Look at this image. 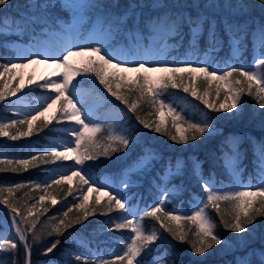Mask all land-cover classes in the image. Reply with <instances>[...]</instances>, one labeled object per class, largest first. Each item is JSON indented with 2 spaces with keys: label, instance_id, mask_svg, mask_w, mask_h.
<instances>
[{
  "label": "snow or ice",
  "instance_id": "6c2138e0",
  "mask_svg": "<svg viewBox=\"0 0 264 264\" xmlns=\"http://www.w3.org/2000/svg\"><path fill=\"white\" fill-rule=\"evenodd\" d=\"M259 2L264 5V0H259ZM7 3L8 0H0V6ZM62 6L73 10L78 19L83 17L86 9L97 7V5L89 3L88 0H63ZM207 7L217 8L219 5L210 0ZM226 7L231 8V5L227 4ZM132 10L134 11V8ZM127 18V11L116 18L117 30L120 24L126 22ZM105 19L107 20V18ZM185 23L190 28L193 40L197 42L207 23L209 50H215V46L220 43L216 32V21L203 13L198 14L195 19L191 16L186 17L182 12H176L157 15L149 20V26L155 35L164 33L169 36H179ZM8 25V19L4 18L3 23L0 24V34H3L4 28ZM73 27L74 25H68L67 29L71 31ZM113 30L114 27L111 21L108 22L107 28L103 26L101 28V31L107 33H111ZM224 30L229 34V43L233 53H238L249 36L247 25L229 23L225 19ZM256 33H259L260 43L257 45L254 39L253 48L254 50L261 49L262 51L259 55H254L252 63L247 67L242 64L233 65L226 63L222 71L218 68L210 70V65L206 62L202 66H193L191 60L177 62L178 66H169V63L159 53L154 54L152 50L147 48L141 51L139 45L134 49H129L127 54L124 52L114 54L101 40L89 41L86 45L75 50L71 47L65 48L58 55H45L43 63L53 66L52 73L48 77L42 78L43 83L30 78L29 84L49 89L54 95L44 97V102L41 105L42 110L37 109L35 114L29 113L25 114L21 119L13 118L7 121H0V137H7L10 140L31 137L34 132L48 128L54 121L57 124L67 121L71 122V126H66L63 130L69 135L70 139L60 145H54V147L62 148V151L49 148L38 154H32L28 159H0V173H20L30 167H37L38 163L61 162L57 167H67V171L61 172L58 176L52 175L42 185L34 184L33 187L35 189L43 187L47 191L54 184L58 185L62 181L76 177L82 186H87L88 191L101 190V188L93 187L96 182L89 175L91 166L86 168L84 165L87 161H95L100 157H110L111 153L127 150L129 144L134 142V138L122 134V130H117L109 134L103 143L98 140L96 134L101 132V127L91 121V114L87 111H82L73 98L76 88L74 81L78 76L94 74L99 83L104 85L111 95L127 106L128 112L137 113L141 102L154 109L157 113H161L166 108L168 115L172 118L173 127L176 128L179 135V139L177 135H170L169 138L179 143H187L189 139L195 140L197 136H204L205 133L211 135V132L215 131V129L211 118L205 116L200 121H188L179 112H176L175 108L170 104H166L161 97L169 87L173 89L183 87L185 93L190 92L193 97L200 100L208 109L216 112L223 110L232 113L233 110H237L236 114L238 115L239 109L242 107L241 99L245 94L254 97L258 108L264 109V26H258L252 35L255 37ZM97 44L100 46H96ZM165 46H167L166 42ZM190 46L193 49L196 48L194 43ZM24 60L25 62L21 63L10 60L0 64V101L16 96L22 90L19 84L16 87H12L10 83L4 81L3 77L6 74L10 75L11 80H17L18 72L15 75H11L15 70L25 68L27 64H38L41 62L39 58L34 57H25ZM77 64L80 67H77ZM129 72L137 73V76L126 82V74ZM185 76L191 82L189 85H184ZM19 79L22 81L23 77L19 76ZM198 79L202 80L203 84L206 85L203 94L198 93L195 83ZM113 84L116 85V90L113 89ZM213 84H215V87H213ZM24 87H27V85H24ZM121 88L126 89L125 94H121ZM222 91V102L217 104V101L221 100ZM212 96L215 99H212ZM50 110L51 115L45 117V113ZM148 114L151 115V113ZM135 118L145 129H151L157 133L162 131V127L166 126L164 120L149 122L147 119L141 118L139 114ZM38 120L41 122L42 127L36 124ZM185 124L187 127H183ZM19 126H26V130H21ZM233 144V156L230 158V165L234 173L233 188L230 190L217 189L211 179L205 180L203 178L199 165H194V175L201 181V188L206 195L204 198H198L195 201L194 208L190 213L175 214V210L169 211L166 209V198L173 194H178L181 190L175 186L172 189H161L156 202L149 208H145L142 216H138V213L133 208L125 206L127 198L118 189L115 190L116 195L106 192L107 201L104 208H106L107 212L119 209L127 214L117 218L118 220H123V222H115L114 228L130 229L132 235L129 236L130 242L125 245V250H123L122 254L116 253L114 257L108 259L100 256L93 260L91 264H125V262L126 264H133V261H136V264H142V261L137 260V257H140L145 250H147L145 255L150 254L153 249L149 245L158 239H164L157 230H152L150 233L145 234L142 225L145 217L154 218L164 232L169 233L180 242L189 240V237L179 222L191 221L196 225L193 239L189 240L193 254L189 264H204L203 260H198L196 257L202 256L213 247L214 243L221 244L222 242V239L216 234V224L212 221L207 209L212 208L216 211L225 229H230L236 233L254 231V229H249L248 225H253L258 216H264V144H261L260 152L257 156L258 182H249L247 185H241L239 182L238 142L233 141ZM149 158L146 153L145 157H142L137 162V166H146ZM68 161L71 162L70 165L63 164V162ZM181 168L182 165L177 162L176 173H179ZM169 174L175 173L169 170L166 175ZM123 183L125 187L128 186L126 181ZM25 187L27 185L23 183L0 187V204L7 206L12 214V224L15 226V237L0 235V252L8 249L16 250L18 244H22L24 248L23 264H31L32 246L29 243V233H33L31 237L33 242L39 243L41 240V235L35 232L39 221V215L34 214L36 204L28 205L25 201L27 215H24L20 208L9 200V197H14L15 192ZM101 187L109 186L102 185ZM82 190L83 188L81 187ZM5 192L8 193V196L3 195ZM44 199L45 196H40L38 203H42ZM87 200V195H82L80 202L73 205V207L83 212V219L85 220L95 214L93 209L87 206ZM55 203L56 201L53 200V204ZM100 203L99 199L94 201L97 206ZM222 205H225V207L222 208ZM47 211L48 209L45 207L44 212ZM71 211L72 207H69L67 211L63 212V217L67 218L68 213ZM225 216L228 218L225 219ZM30 217L31 219H29ZM165 220L168 223H165ZM80 222V217L68 223H65V219H59L52 231L48 232V235L51 236L55 233L59 236L64 230ZM173 222L176 223L175 228L170 226ZM21 225H26L27 227H21ZM59 243V239L49 242L44 247V254L51 253ZM167 257L168 254L166 252L162 253L153 260V264H161V262L166 264ZM261 257L262 262H264V253L261 254ZM75 259L77 261L83 260L84 264H89L86 257L82 255H77ZM0 264H3V262L0 261ZM12 264H17L15 258ZM239 264H249V262L245 260L239 262Z\"/></svg>",
  "mask_w": 264,
  "mask_h": 264
},
{
  "label": "trees",
  "instance_id": "16d2710c",
  "mask_svg": "<svg viewBox=\"0 0 264 264\" xmlns=\"http://www.w3.org/2000/svg\"><path fill=\"white\" fill-rule=\"evenodd\" d=\"M88 2L97 5V7L88 8L84 12L90 15L96 14L100 17H107L106 21H112L114 25L116 36L127 29L132 30L138 27L144 38L155 37L156 35L149 26L150 18H155L157 15L165 13L182 12L186 17L191 16L195 19L198 14L203 13L216 21V32L220 39V43L215 46V50L209 52L211 54L210 62L215 59L225 60L229 58L230 43L229 34L224 30L225 19L229 23L247 25L249 31V36L241 46L244 52L234 62L236 65H250V60L253 56L254 36L252 33L255 32L258 26H264V5H261L259 0H212V2L219 5L217 8L207 7L210 0H89ZM227 4H230L231 8L226 7ZM133 8L134 11L132 10ZM126 11L128 12V18L125 23L119 25L117 30L116 18L123 15ZM65 13L67 12L62 6L61 0H8L6 5L0 6V24L3 23L4 18H7L9 21L7 28L10 31L19 27H26L25 29L28 32L33 33V29L28 27V23L31 22L35 28H39L42 25H50L54 19L64 18ZM42 20H44V24L41 23ZM207 27L206 23L205 30L199 37L198 42L194 40L189 42L190 28L187 23L184 24L179 36L168 35L170 41L176 43L172 53L176 56H183L185 52L190 51L192 55H197L198 58L201 57L205 51L210 49ZM3 35L4 32L0 34V64L5 63L11 57L3 43ZM193 43L196 44L195 49L190 46ZM136 76L137 73L133 77L127 73L126 82ZM76 82L93 91L95 96L102 102L100 110L105 111L106 115H108L107 118H104L106 120L98 124L102 130L96 136L101 143L104 142L109 134L117 130H122V134L134 138V142L129 144L127 150L111 153L110 157H100L95 161H87L84 167L89 168L91 166L89 173L93 172L96 177H99L105 171H121L137 164L142 157H145L146 153L155 154L153 158L147 161L146 166L140 167L139 172L134 171L129 175L130 181L136 183V185L125 187L126 193H133L130 196L131 203H135L137 197H139L140 205L149 208L151 202H155L158 199L150 177L151 175L156 176V168L164 167L168 162L174 163L182 160L192 171V160L198 159L202 162L201 171L205 176H211V174L220 176L223 153L225 150L230 151L229 142L237 136L236 134L247 135L242 141V163L246 167L244 174L257 172L256 161L258 159L254 156V150L251 145L253 140L258 142L261 137L264 138V109L258 108L257 101L252 96L246 94L242 96V107L237 115V110L228 113L223 110L216 112L208 109L200 100L193 97L190 92L185 93L183 87L177 89L169 87L161 98L166 104H170L175 108L176 112H179L186 120L196 122L207 116L211 118L213 127L217 125L222 129L221 135L205 133L204 136H197L195 140L189 139L187 143H179L169 138L170 135H177L179 139V135L176 128L173 127L172 118L168 115L166 108L161 113H157L154 109L141 102L137 113H131L127 111L126 105L117 100L115 96L107 91L104 85L99 83L94 74L78 76ZM190 83L187 76H185L184 85H189ZM195 83L198 93L203 94L206 85L199 79ZM213 87L215 86L213 85ZM113 89L116 90L115 84H113ZM101 92L108 94L110 100L103 97L100 94ZM120 92L125 94L126 89L121 88ZM129 98L131 99V97ZM211 98L215 99L214 96ZM222 98L223 91L221 100L217 101V104L222 102ZM148 113H151V115ZM137 114L149 122L164 120L166 126L162 127V131L159 133L151 129H145L136 120ZM4 115L7 114L4 113L0 101V119ZM36 124L42 127L39 120ZM183 127H187V125L185 124ZM52 133L50 129L44 128L42 131L34 132L29 138L39 141V144H35L36 150L42 151L40 144L44 143L48 134ZM0 150L12 158H30L32 154H36V150L26 149L23 146V141L20 140L12 145L0 143ZM56 163H38L37 167H30L20 173H0V187L13 186L17 183L27 185V187L15 192L14 197H9L10 202L20 208L24 215H27L25 201L28 205L36 204L34 214L39 215V221L35 232L41 235V240L39 243L33 242L31 239L33 233H29V243L32 246L31 261L43 258L46 261L44 264H84L83 260L77 261L75 259L77 255H82L91 264L100 251L108 255L110 253L122 254L123 250H125V245L130 242L128 238L132 233L130 229H115L114 223L123 222V220H118L117 218L126 215V213L119 209L107 212L106 208H104L107 196L100 200V205H95L94 201L97 199L95 191L90 200L86 201L87 206L93 209L95 214L89 216L86 220L83 219V212L73 207L74 204L80 202L77 197L81 192L84 193L86 187L82 186L79 180H76L73 186L64 184L62 187H55L53 190L57 203L52 204L46 200L42 208L37 210L39 205L37 202L38 193L42 192L43 187L35 189L33 185H42L46 174ZM193 175L192 172H187L186 177L170 181L167 184L168 187L175 186L181 189L178 194H173L166 198L165 205H167L169 210L178 207L185 213L190 212L188 201L191 193L190 189L199 190V180ZM81 187L83 188L82 191ZM3 195L7 196V193L5 192ZM45 207L48 209L47 212H44ZM69 207H72V211L65 218L63 217V212L67 211ZM223 207L225 205H222ZM207 212L216 224V234L222 239V242L221 244L214 243L211 249L202 256L196 257V259L203 260L204 264H237L238 261L245 260L249 264H264L261 257V254L264 253V216H258L253 225H248V228L254 229V231L236 233L223 227L220 217L214 209L209 208ZM142 215L143 212L138 214V216ZM2 217L3 214H0V219ZM77 217L81 218V222L73 224L71 228L64 230L61 235L57 236L55 233L51 236L48 235V232L52 231L59 219H65V223H68L76 220ZM227 218L225 216V219ZM165 223L168 222L165 220ZM179 223L188 234L189 240H192L196 225L191 221H181ZM142 225L145 234L150 233L152 230H157L164 239H158L149 245L153 251L145 255V252H147L145 250L140 257H137L138 260L153 262L155 258L166 252L168 254L166 264H173V262L174 264H189L193 258L189 240L180 242L174 239L172 235L164 232L160 228L159 223L151 217H145ZM24 226L25 228L27 227L26 225ZM170 226L175 228L176 223L173 222ZM57 239L60 240L57 247L51 253L44 254L45 245ZM1 258L3 264H12L14 258L17 260V264H23L24 248L21 244H18L16 250L9 249L1 255ZM161 264H165V262H161Z\"/></svg>",
  "mask_w": 264,
  "mask_h": 264
},
{
  "label": "rangeland",
  "instance_id": "374dc122",
  "mask_svg": "<svg viewBox=\"0 0 264 264\" xmlns=\"http://www.w3.org/2000/svg\"><path fill=\"white\" fill-rule=\"evenodd\" d=\"M69 10L72 14V19L69 25H74L71 31L67 29L68 25L64 24L63 22H58L57 23L58 28L56 30H49L48 28L45 27L42 30H39L37 34L34 35L31 38V40H29L28 42L24 41L23 43V40L14 39L13 37H11V35H7V37L5 38L6 45L12 50H14L15 56L13 57V59H11L12 61L16 63H21V62H25L24 60L25 57H34V58H39L41 62L38 64H27L25 68L15 70V72L11 74V75H15L16 72H18L19 76L23 77L22 81L19 79V76L17 77V80H11L10 75L8 74H6L3 77V80L10 83L12 87H16L19 84L22 90L18 92L16 96H11L5 101H1L2 104L4 105L5 110L7 112H10L12 115L9 117H4L0 119V121H7L13 118L21 119L23 118L25 114H29V113L35 114L37 109L42 110L41 105L44 102V97L54 95V93H52L51 90L49 89L43 88L42 90L38 91L36 90L37 86L35 84H29L30 78L34 81L43 83L42 78L48 77L52 73L53 66H51L50 64L43 63V59L45 55H49V56L58 55L65 48L71 47L75 50L78 47L86 45L89 41L94 42L96 40H101L105 46L110 48V46L107 44H109L113 38V35H114L113 31L111 33L101 31V27H100L101 23L99 19L96 17L91 25L90 32L87 33V35H85L84 37H82V32H83L82 24L85 23L86 16L85 14H83V17L78 19L77 16L73 13V10L71 9ZM3 32L8 33V29L4 28ZM17 36H20V34H18ZM190 37L193 40L192 34L190 35ZM254 38L258 40L260 38L259 33H256ZM165 42L167 46H165ZM259 43L260 41H258L256 44L259 45ZM137 45H139L141 51L147 48V49L152 50L154 54L159 53V55L162 56L163 59L169 63V66H178L177 62H182L185 60H191L193 62V66H202L205 63V59L194 60V58L189 56L190 52H186V56L181 57V58L169 55L168 51L171 48H174L175 46L173 43L170 42V38L167 39L165 38L164 35H160V36L151 37L145 40L141 36V33L138 30V28L134 29L131 35L130 33L126 34L123 42L117 43L114 47L110 49L113 51L114 54H119L121 52H124L125 54H127L129 49H134ZM96 46H100V45L97 44ZM240 52L241 51L234 54L233 51L231 50L230 54L232 56H236L240 54ZM260 52H261L260 50L256 49V54L259 55ZM76 66L80 67L79 64H77ZM212 68H218L222 71L225 68V65H218V62H214ZM128 75L133 77L135 73L129 72ZM24 85H27V87H24ZM32 93H37V94L33 95ZM73 98L77 102V106L81 107L82 111H87L91 114L90 119L95 124L105 116L104 112H102L101 114L98 113L97 110L100 105V100H98L96 96L92 93V91H90L88 88L81 86L80 84H76V88L73 93ZM50 115H51V110L48 113H45V117H48ZM52 124H54V126H62L64 124H68L67 126H71V122H67V121L63 122L62 124H57L54 121ZM19 127H21V130H26V126H19ZM63 129L64 127L61 128L62 131H64ZM10 131H14V130H10ZM215 132L217 131L215 130V131H212L211 133H215ZM68 139H70L68 134L51 136L47 138V142L44 145V147L46 149L51 148L52 150L62 151L63 150L62 148L54 147V145H60ZM18 140H24V144H26L25 142L28 141L29 142L28 147H32L34 144V141H32V139H28L27 137H22ZM18 140H10L7 137H0V142H2L3 144H12L14 142H17ZM233 141H237L239 144L240 140L238 138L232 140V143H231L232 149L234 147ZM261 144H264V142L256 143L253 145L256 151V154H255L256 156H258L260 152ZM232 156H233V153L231 155L226 154L224 156V161H225L224 168H225V173L226 174L230 173L231 174L230 176L233 179L234 173L230 165V158ZM3 158H10V157H6V155L3 152H0V159H3ZM23 159H27V158H23ZM256 162L258 164V161ZM70 164L71 163H66L65 165H70ZM238 166H239L238 177H239V182L241 185H247L249 182H252V183L258 182V181H254L251 175H248L244 179V176L242 177V174H241L243 170V166L240 164H238ZM169 170L171 171L174 170L173 172H176V167L168 169L160 177L165 179L167 176L166 173H169ZM227 170L229 173L226 172ZM65 171H67V167H59V168L55 167L48 173V178L46 180H49L52 175L58 176L61 172H65ZM256 171L258 172L257 167H256ZM126 174L127 173H125L122 176V179H120V181L117 184L114 182L111 176H109L108 174H105L99 180L98 183H95V185H93V187L95 188L97 187L101 188V190L98 191L97 197L101 199V197L104 196L106 192L116 195L115 190L117 189L121 193L122 186L124 185L123 182L126 181ZM255 176L256 178L258 177L257 173ZM73 178L71 180L62 181L58 185L62 186L64 183L72 184ZM92 180L95 181L94 178H92ZM205 180H208V179H205ZM211 180L217 189L230 190L233 188V182L227 181L225 179H221L223 181L220 183L216 181V178H211ZM58 185L56 184L52 185V187L48 188L47 191L43 189V191L38 195L37 202L39 201L40 196H45L44 201L49 200L51 203H53V200L56 201V196L54 194L53 189L57 187ZM102 185H108L109 187L102 188L101 187ZM154 185L157 186L158 183L154 182ZM159 188L160 190L164 189V185L159 186ZM84 195H87V197L89 198L90 191L87 190L84 193ZM205 195H206L205 192H202V194H199V195L197 193H194L193 196L196 201L198 198H204ZM7 196H8V193H7ZM81 196L82 195H80V197ZM44 201L42 202V205ZM194 205H195V202L191 206V211L194 208ZM125 206L127 208H133L136 212L138 210L137 204H135L134 206H130L127 202V199H126ZM2 225L3 226L0 227V235L5 236V237H10V236L15 237V234L11 231L9 222H6L4 219H2ZM45 262H46L45 259L40 258V259H37L36 261H33L32 264L33 263L34 264H44Z\"/></svg>",
  "mask_w": 264,
  "mask_h": 264
},
{
  "label": "water",
  "instance_id": "95a60500",
  "mask_svg": "<svg viewBox=\"0 0 264 264\" xmlns=\"http://www.w3.org/2000/svg\"><path fill=\"white\" fill-rule=\"evenodd\" d=\"M0 207L7 212V209L4 206L0 205Z\"/></svg>",
  "mask_w": 264,
  "mask_h": 264
}]
</instances>
